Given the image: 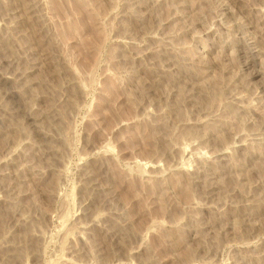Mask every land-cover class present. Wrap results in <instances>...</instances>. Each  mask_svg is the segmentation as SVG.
I'll use <instances>...</instances> for the list:
<instances>
[{
    "label": "rangeland",
    "instance_id": "rangeland-1",
    "mask_svg": "<svg viewBox=\"0 0 264 264\" xmlns=\"http://www.w3.org/2000/svg\"><path fill=\"white\" fill-rule=\"evenodd\" d=\"M0 264H264V0H0Z\"/></svg>",
    "mask_w": 264,
    "mask_h": 264
}]
</instances>
